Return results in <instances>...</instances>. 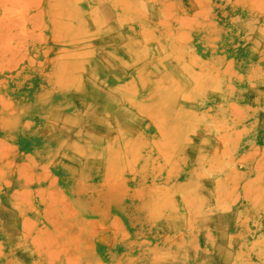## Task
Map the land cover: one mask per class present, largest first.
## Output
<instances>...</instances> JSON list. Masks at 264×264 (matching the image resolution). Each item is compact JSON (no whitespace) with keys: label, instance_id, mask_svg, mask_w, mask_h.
Listing matches in <instances>:
<instances>
[{"label":"rangeland","instance_id":"rangeland-1","mask_svg":"<svg viewBox=\"0 0 264 264\" xmlns=\"http://www.w3.org/2000/svg\"><path fill=\"white\" fill-rule=\"evenodd\" d=\"M0 264H264V0H0Z\"/></svg>","mask_w":264,"mask_h":264},{"label":"bare ground","instance_id":"bare-ground-1","mask_svg":"<svg viewBox=\"0 0 264 264\" xmlns=\"http://www.w3.org/2000/svg\"><path fill=\"white\" fill-rule=\"evenodd\" d=\"M172 127V126H171Z\"/></svg>","mask_w":264,"mask_h":264}]
</instances>
